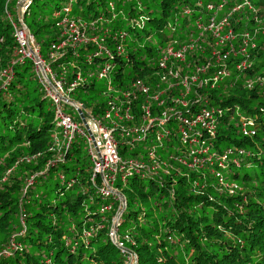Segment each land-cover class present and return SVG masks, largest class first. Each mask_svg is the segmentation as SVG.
<instances>
[{
  "label": "trees",
  "instance_id": "16d2710c",
  "mask_svg": "<svg viewBox=\"0 0 264 264\" xmlns=\"http://www.w3.org/2000/svg\"><path fill=\"white\" fill-rule=\"evenodd\" d=\"M18 2L0 0V74L6 71L0 77V264H264V0H225L215 16L207 5L217 0H30L24 8L22 21L52 72L67 84L79 77L68 99L116 128L124 169L113 187L125 198L123 208L116 194L99 190V177L92 182L84 138L68 143L61 135L34 66L16 53L9 17L17 20ZM213 16L216 22L230 17L241 37L231 41L236 54L224 60L218 55L228 45H216L204 30ZM68 20L87 22V34L93 31L111 55L88 61L94 48L86 45L52 57L51 44L68 39ZM189 41L197 44L185 63L160 66L167 47ZM115 42L123 53L115 52ZM104 60L111 69L101 79ZM222 68L229 76L215 80ZM193 73L198 81L185 89L179 80ZM137 79L146 93L134 87ZM155 93L159 101L148 98ZM146 104L156 121L142 136ZM113 106L121 119L105 117ZM168 106L186 120L202 110L211 114L213 134H203L215 155H205L201 167L179 163L186 160L181 122ZM61 107L81 124L73 104ZM228 148L244 152L224 161L219 155ZM152 156L163 163L157 171ZM231 183L237 188L229 190ZM120 211L115 243L110 232Z\"/></svg>",
  "mask_w": 264,
  "mask_h": 264
},
{
  "label": "built area",
  "instance_id": "2783aa9c",
  "mask_svg": "<svg viewBox=\"0 0 264 264\" xmlns=\"http://www.w3.org/2000/svg\"><path fill=\"white\" fill-rule=\"evenodd\" d=\"M29 2L30 0H25L23 4L27 6ZM224 4H225V0H217L216 4H208L207 10L214 12L213 15L215 16L218 11L223 9ZM214 16L209 17V21H210L209 25L206 28H204V30H208L215 36L216 39H218L216 41V45H217L219 43H223L222 39H225L224 36H221L222 28L225 26L228 27L230 23L227 20V18H224L221 21L216 22L214 19ZM69 21H70L69 23L70 31L73 34H75L76 37L84 38L82 28L85 26V24H88V23L82 20H69ZM197 25L200 29L203 28L201 27L202 25L200 24V22H197ZM14 36H15L17 45H20L23 47L25 44V35L21 31H15ZM89 36L90 38L87 39L88 41H90L95 46L103 50L107 55H110L112 53V50H109L107 47H105L102 44V39L94 35L93 31L92 33L91 32L89 33ZM123 37H124V34L119 33V38L122 39ZM244 39H246V37ZM242 44H244V47H246L248 45V42L244 40ZM114 46H115V52L123 53V47L121 43L115 42ZM70 47H72L73 50H76L75 46H70ZM183 47L184 46L179 47L178 49H181L183 51L184 50ZM251 47H254V44H251ZM50 48H51L50 55L53 57V56H56L61 51V49L67 48V46L65 43L58 44V43L53 42ZM228 53L229 51L219 54L218 59H221V60L226 59ZM171 61H173L172 64L174 65L177 64L176 61L180 62L179 58L177 57H171ZM168 62L170 61L166 57H163L160 59V66L166 67ZM102 65L103 66L101 67L99 71L98 78H101V79L108 78V75L111 69V64L109 60H104ZM44 68L46 72L53 73L52 69L50 68L48 64L44 65ZM179 70L180 69L178 67L175 71L176 73L174 74V77H179V75L177 74ZM168 73L171 74V70H169ZM2 74L6 75V71H3ZM78 80H79V77H77V79L73 82L72 85L75 86ZM179 81H181L180 84L185 89H188V87L191 84L196 83L198 81V75H194L193 73L190 76L180 78ZM39 82L42 83L41 78H39ZM260 83H261V88H262L261 93L264 95V78L260 80ZM133 85L139 90V92L142 91L143 93H146L148 90V88L144 85V83H142L139 79L134 81ZM57 88L60 90V92L56 94H52L53 99L55 101V103L52 106H53V110L55 113V117L58 122V127L60 129L61 135L68 141V143L75 136H81L84 138V141L87 147V152L93 163V176L91 178L92 182L95 181V177H99L102 183L100 186V189L103 194L108 195L112 193L120 197L115 192L116 189H114L113 187L114 183L116 182L118 173L122 172L124 169V163L120 160V157L118 155V150H117V142L114 139V131L116 128L109 127L99 120L97 122L87 120L88 129L84 128L77 122H74L72 119H70L67 116V114H65L62 111V107H61L62 102H67L68 96L63 94L61 86ZM50 90L52 93L51 88ZM108 90H112V87L109 86ZM159 95L160 93L159 94L155 93L152 95H148V98H151L156 101L158 100ZM123 96L125 97L126 101H129V96H130L129 92L123 93ZM197 97H200V95H198ZM120 102L123 103L124 100H120ZM175 102L181 103L183 106H186L187 104L186 101L179 100V99H176ZM126 108L127 109H125L124 116L126 118H130L129 116H127L129 107H126ZM143 109L145 111L144 122H146V125H141L139 130H137L139 131V133L143 134L142 136H144L150 130V128H153L152 122L156 121V118H152L150 115L149 104H146L143 107ZM118 110H119L118 107L113 106L111 108V111H108L106 113L105 117L110 119L111 116H114L117 119H121V115L119 114ZM168 110L172 113V116H175V118L181 122V126L178 128V139L180 140L184 148L185 155H186V158H185L186 160H182V161L186 162L187 165L191 168L201 167L204 161L206 160L205 155H207V159H210L211 157L215 155V152L212 150V145L210 144L208 140V136L205 137V134H203V132L213 134V127L211 125V122L213 120H212L211 114H209L206 110H202L200 112H196L190 120H186L185 118L181 117L178 111L176 112L172 107L168 106ZM163 115H165V113H163ZM165 120L166 118L159 121L158 124L162 125L165 122ZM112 122H113L112 123L113 126L116 127L117 123L114 121ZM242 133L250 136L254 134V131L248 130L245 127H242ZM243 152L244 150L241 148H238L237 150L228 148L226 149V151L221 153V155L219 156L221 157L222 160L225 161L228 159V155L235 154V153L242 154ZM152 158H153L152 169L157 171L158 169L161 168L160 165H162L163 163L154 156H152ZM214 175L216 178L221 179V174L219 172H214ZM228 188L229 190H234L237 188V185L234 183H231ZM113 233H114V230L112 229L110 232L111 238H112ZM114 242L116 243V238ZM118 245L121 246V243H119Z\"/></svg>",
  "mask_w": 264,
  "mask_h": 264
},
{
  "label": "bare ground",
  "instance_id": "6f19581e",
  "mask_svg": "<svg viewBox=\"0 0 264 264\" xmlns=\"http://www.w3.org/2000/svg\"><path fill=\"white\" fill-rule=\"evenodd\" d=\"M21 5H22V3L20 4V16H18V13H17V20H13V19H11L9 17V21H10V24H11V27H12L13 31L14 32L15 31H21L25 35V44H24L23 47L20 46V45H16L17 46L16 53L18 55H20L21 57L29 58V60L31 61L32 65L34 66V69H35L36 73L38 74L39 78H41V82L42 83H40V89L44 92V94L47 97H49L51 99L52 105H53L55 103V101L53 99V95L52 94H56V93L60 92V90L57 87L61 86L63 94L68 96V97H70L74 86L72 85V83H68L67 84L66 81H65V78L63 77L62 74L58 75V74H55V73H48V72L45 71L44 65H46L48 63V61L46 59H44L43 55L39 52L38 44L36 43L33 35L30 34L28 28L24 25V23L22 21V12H21V7L22 6ZM69 23H70V21L68 20V23L65 26L66 27V35H67L68 39H67V41H63V42H60V43H65L66 46H75V48L79 47V46L92 45L93 48H94V51H93L92 55L88 56V61H90L92 57L109 56L103 50H101L100 48H98L93 43H91L90 41L87 40L88 38H90V36L87 34V29H88L89 24H85V26L82 28V32L84 34V38H79V37H76L75 34H73L70 31ZM222 40L225 43L224 45H226V44L228 45V49H226V50H228L229 52H232L233 54H236V52L234 51V48L232 46V42L230 40H228V39H226V40L222 39ZM60 43H58V44H60ZM196 44H197V41H195V42L194 41H189V44H185L184 45V47H183L184 50L183 51L181 49H178V48H175V47H167L164 57H166L171 63H172L171 57H177V58H179L180 62L185 63L187 52L189 50H193V48L195 47ZM64 50H66V49H61V51H64ZM117 54H121V52H117ZM213 54L215 55V52H213ZM220 64L223 65L225 63H224V61H220ZM179 69H180V67H179ZM218 72H220V73H218ZM218 72L213 77L215 80L216 79L220 80L221 78L229 76V74H230V71L227 68L219 69ZM0 77H2L4 79L6 78V76L3 75V74H1ZM48 86L52 89V93H51V90H50V88ZM68 97H67V102L73 104V106L76 109V112L79 114V116H81V115L83 116V114L86 112V110H84L85 112L82 111L79 108V106H78V105H81V104L77 103V102L73 103L71 100L68 99ZM78 109L81 111V113L78 112ZM83 109H84V107H83ZM67 116L70 119H72L74 122H77L78 124H80L73 117H71L69 115H67ZM79 118L81 120V117H79ZM83 118L86 120V126H87V120L88 119L85 118V117H83ZM92 121L97 122L98 120L92 119ZM57 125H58V122H57ZM80 125L83 126L84 128H86L85 125L83 124L82 120H81V124ZM99 190L101 191V189H99ZM119 200H121V199H119ZM121 204H122V208H123L124 205H125V201H124V203L121 201ZM119 213H121V211ZM117 221H118L117 218L114 219V223H113V228L114 229L116 228L115 226L117 224ZM114 233H115V238L117 239L116 231Z\"/></svg>",
  "mask_w": 264,
  "mask_h": 264
},
{
  "label": "rangeland",
  "instance_id": "374dc122",
  "mask_svg": "<svg viewBox=\"0 0 264 264\" xmlns=\"http://www.w3.org/2000/svg\"><path fill=\"white\" fill-rule=\"evenodd\" d=\"M19 1H22L21 3H22V7H21V12H23V10H24V8L26 7L23 3H24V1L25 0H19ZM229 19H230V17H227V20L229 21ZM221 21V20H220ZM219 22V21H218ZM64 34H66V27H64V32H63ZM221 36H224L225 37V39H228V40H230V41H233V37L235 38V41H236V39L238 38L239 40H240V38L241 37H238L237 35H234V33H233V30L230 28V26L227 28V26H225V27H223L222 28V30H221ZM232 37V38H231ZM0 76H1V74H0ZM197 91H198V93L200 94V92H199V90L197 89ZM79 106V108L82 110V111H84L85 109H83V107L81 106V105H78ZM85 112V111H84ZM89 114V113H88ZM88 114H86V113H84L83 114V117H85V118H87L88 119V121H92V119H95L93 116H91L90 114L88 115ZM83 150H84V152H85V147H83ZM84 152H82L83 154H84ZM179 163H183L185 166H187L188 168H190V169H192L191 167H189L188 165H187V163L186 162H183V161H179ZM193 168H195V167H193ZM199 168V167H198ZM119 199H120V197H119ZM120 202H121V200H120ZM119 214L120 213H118V215L115 217V219L117 218L118 219V217H119ZM116 227V226H115ZM113 230H114V232L116 231V228L114 229V228H112Z\"/></svg>",
  "mask_w": 264,
  "mask_h": 264
},
{
  "label": "water",
  "instance_id": "95a60500",
  "mask_svg": "<svg viewBox=\"0 0 264 264\" xmlns=\"http://www.w3.org/2000/svg\"><path fill=\"white\" fill-rule=\"evenodd\" d=\"M21 2L22 1H19L18 4H17V13H18V16H20V4H21ZM78 112L81 113V111L79 109H78ZM80 117H81V120H82L83 124L85 125L86 129H88L87 126H86V120L83 118L82 115ZM115 192L120 196L121 201L124 203L125 198H124L123 194L120 193V192H117V191H115ZM112 240L115 241V233L112 234Z\"/></svg>",
  "mask_w": 264,
  "mask_h": 264
}]
</instances>
